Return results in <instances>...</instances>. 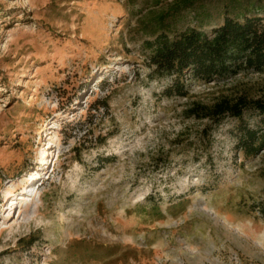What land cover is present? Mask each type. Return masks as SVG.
I'll list each match as a JSON object with an SVG mask.
<instances>
[{"label": "rangeland", "instance_id": "obj_1", "mask_svg": "<svg viewBox=\"0 0 264 264\" xmlns=\"http://www.w3.org/2000/svg\"><path fill=\"white\" fill-rule=\"evenodd\" d=\"M153 2L0 0V264H264V149L187 111L264 99V73L167 98Z\"/></svg>", "mask_w": 264, "mask_h": 264}, {"label": "trees", "instance_id": "obj_2", "mask_svg": "<svg viewBox=\"0 0 264 264\" xmlns=\"http://www.w3.org/2000/svg\"><path fill=\"white\" fill-rule=\"evenodd\" d=\"M156 0L159 10L140 18L143 47L149 52L151 78H167V98H188L190 84L211 83L242 73H264V0ZM191 14L188 18L185 14ZM188 112L220 123L238 121L237 149L245 156L264 149L263 128H250L248 114L264 125V99L241 95L224 97L211 105L194 103ZM264 216V204L261 208ZM29 241L28 248L34 245Z\"/></svg>", "mask_w": 264, "mask_h": 264}, {"label": "bare ground", "instance_id": "obj_3", "mask_svg": "<svg viewBox=\"0 0 264 264\" xmlns=\"http://www.w3.org/2000/svg\"><path fill=\"white\" fill-rule=\"evenodd\" d=\"M48 163L46 162V161H42V165L41 166H39V167H37L38 169H43V168H45L46 167V165H47ZM37 175H33V176H31L28 180H27V182H29V183H31V182H35L37 179ZM12 196L13 195H9L8 197L11 199L12 198ZM19 197V196H18ZM18 197H17V199H18Z\"/></svg>", "mask_w": 264, "mask_h": 264}]
</instances>
